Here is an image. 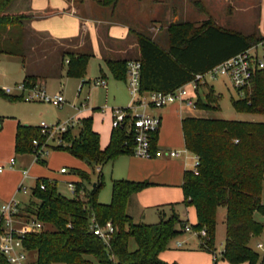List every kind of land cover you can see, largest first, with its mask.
I'll list each match as a JSON object with an SVG mask.
<instances>
[{
	"label": "trees",
	"instance_id": "16d2710c",
	"mask_svg": "<svg viewBox=\"0 0 264 264\" xmlns=\"http://www.w3.org/2000/svg\"><path fill=\"white\" fill-rule=\"evenodd\" d=\"M15 1L0 0V55L19 58L22 67L27 69L32 57L28 44L36 42L43 53L55 48L62 62H69L70 76L84 78L93 54L74 48L83 43V47L89 48L90 37L58 41L49 35L37 34L30 27L32 16L13 9ZM95 1L102 8L114 10L119 0ZM136 36L140 51L136 59L142 64L141 90L164 93L177 90L192 81L196 74L205 73L264 42L259 31L251 39L211 20L201 24H171L168 49L149 37L137 33ZM43 53L40 56L46 57ZM131 59L134 58L106 60V64L116 79L127 80V63ZM29 69L23 83L29 88L38 86L37 75ZM87 83L83 82L82 86ZM253 83L245 98L233 99V106L240 114L264 115V69L256 74ZM208 88L210 92L205 99L210 98V103L199 98L197 106L219 111L216 101L220 96L210 95L214 88ZM0 96L11 102L23 100L6 95L2 90ZM3 121L0 117V128ZM80 124L76 136L73 130L65 134L67 146L55 149L67 150L82 161L97 164L132 154V137L125 126L113 130L110 144L102 150L100 135L93 129V119L85 118ZM182 128L186 149L200 160L199 174L186 171L181 186L182 205L196 210L197 224L193 228L207 231L208 236L201 239L199 250L217 253L215 232L220 212H223L226 237L221 258L229 264H264V252L252 247V242L264 232V223L254 217L256 212L264 215V122L190 117L182 121ZM157 135L153 137V148H157ZM35 140L45 142L40 127L19 124L16 154H31ZM77 173L82 182L74 184L72 198L59 194L54 181L42 178L33 191L35 201L24 207L29 217L52 227L50 231L32 233L25 238V246L37 253V264H170L163 261L160 254L169 250L170 243L186 224L176 210L177 204L169 205L172 212L169 217L161 212L157 224H135L127 213L129 200L149 187V183L115 180L111 203L101 204L98 194L103 182L89 190L84 182L90 181L88 174L79 170ZM40 183L46 185V190L40 189ZM94 217L100 225L111 221L117 227L109 246L91 230ZM1 226L0 218V231ZM131 239L136 242L135 251L129 249ZM0 264H9L1 253Z\"/></svg>",
	"mask_w": 264,
	"mask_h": 264
},
{
	"label": "rangeland",
	"instance_id": "374dc122",
	"mask_svg": "<svg viewBox=\"0 0 264 264\" xmlns=\"http://www.w3.org/2000/svg\"><path fill=\"white\" fill-rule=\"evenodd\" d=\"M72 1L87 15L100 16L103 10L108 12L106 8L101 9V7H97L95 0H92L93 4L85 0ZM121 4H123V8L120 6ZM116 8L120 10L121 14L119 15L121 17H125L127 12L133 16L131 20L132 29L137 34L151 38L164 49H168L169 47V28L171 24H183L187 22L201 24L207 20H211L220 27L252 39L255 33L258 32L260 22L262 23L264 19V0L263 4L261 0H119ZM260 12L261 21L259 20ZM134 38L137 40L136 35ZM36 39L38 40V38ZM132 43L130 44L132 45ZM28 46L32 52L29 63L38 67L37 59L39 57L42 59L40 54L43 53L39 49L41 45L37 46L36 42L30 41ZM47 47H49V44ZM131 48V57L136 59L138 50L135 46ZM43 55L46 56L48 62L55 63L58 61L60 65L65 64L69 66L67 61L62 62L55 48L46 49ZM100 66L101 62L97 58H94L90 60L84 78L70 76L69 68L65 66L60 77L48 80L45 88L46 93L50 96L61 94L66 99V103L61 107H53L37 101L11 102L0 96V117L4 120L3 126L0 128V168L3 169L0 172V208L12 200L18 201L23 207H26L31 201H35L33 191L37 187L40 178L54 181L59 194L71 197L73 196V192L69 188V184L82 182L77 170L88 174L90 177L89 182L84 181L89 190H92L97 183L103 182V187L98 194V201L101 204L111 203L112 181L123 176L121 164L115 166V164H111L110 162L102 164L90 163L76 158L67 150L57 149L50 150L49 154L43 158V161L46 163L37 162L33 154L34 151L23 157L16 154L14 147L15 135L9 136L8 133L10 131V124L17 123L18 121L22 123L28 121L34 126H40L45 122L47 125L53 126L58 121L65 122L70 118H76L82 112L81 116L88 113L91 116L94 115V125L103 133V136L101 134V139L104 140L106 136L109 137L110 131L113 128L111 125L113 119L109 115H103L102 110L107 111L108 108L127 109L131 106L132 98L127 87L124 84L116 85L111 77L107 80V90L103 89V87L95 86L93 82L101 77ZM25 78L26 72L23 70L19 58L0 55V90L4 91L7 88H15L23 83ZM83 82L89 83L82 86ZM210 84L214 85V90L210 95L220 96L219 101H216L219 102L220 110L209 111L203 107L201 110L205 113L198 112L199 116L228 121L264 122V115L250 116L240 114L235 110L233 99L237 100L239 96L228 79L219 77ZM253 86L254 83L252 88ZM203 89L201 91H204ZM207 90L201 92V95L207 103H210V98L205 99V96L210 92L209 88ZM16 95L17 91L9 96L16 97ZM216 102L213 103V106L217 105ZM96 108H100L101 110H97ZM80 127L81 124H77L73 131V136L77 135ZM46 141L47 138L45 137ZM185 149V146L174 148L176 151H183ZM12 159L16 160L14 167H10ZM182 159L185 162V158L183 157ZM194 162V156L189 153L187 170H192ZM22 163L26 165L30 172V176L27 179L24 178L21 171ZM62 168L67 170V174H61L60 170ZM23 185L29 188L27 194H24L21 190ZM180 194L182 196L180 195L178 200H174L175 193L167 197L164 196L161 200L166 202L158 203L156 206H143L138 203L137 197H133V195L129 200L127 213L129 212L130 215H128L132 217L135 224H157L160 221L161 212H164L169 217L172 213L169 205L184 200L183 191H180ZM262 197L264 203V189ZM222 213L220 212L219 222L216 227L215 246L218 248V264H228L229 262L220 257L221 245L225 243L226 237V226L222 220ZM254 217L257 221L264 223V215L262 213L256 212ZM191 218L194 219L195 215H191ZM45 230L50 231L52 227L45 224ZM180 242H184L186 246H190L191 250H199L195 238L188 233L182 232L172 240L169 250L164 252L165 256L172 261L169 263L180 264L177 259H174L177 257L182 261V264H215L213 253H193L194 251H190V249L179 248L178 243ZM258 243H264V232L252 242V247L257 249L256 245ZM136 248V242L131 239L129 244L130 251H135ZM258 251L263 252V250ZM30 258L36 261L37 253L32 252Z\"/></svg>",
	"mask_w": 264,
	"mask_h": 264
},
{
	"label": "crops",
	"instance_id": "0c3cea01",
	"mask_svg": "<svg viewBox=\"0 0 264 264\" xmlns=\"http://www.w3.org/2000/svg\"><path fill=\"white\" fill-rule=\"evenodd\" d=\"M85 1L92 3V0H85ZM261 2L263 4V0H261ZM122 5L123 4H121L120 6ZM96 6L98 7L99 5H97L96 3ZM13 9L16 12H22L32 16V20L30 21V27L37 34L49 35L58 41L59 40L71 41L81 36L88 35L91 41L89 48L83 47L84 44L83 43L80 44L78 48H75V50H85L86 52H90L93 54V57L91 59L97 58L101 62V66H100L101 77L97 79H103L107 81L109 77H111L115 81L116 85L124 84L125 87H127L128 89L127 80L116 79L112 75L111 71L109 70L106 64V60L133 58L131 57V51H132L131 47L133 46L137 48L138 56L136 58H139L140 55L139 43H138V39L136 40L134 38L136 32L132 29L131 20L133 16L130 15L128 12L127 14H125V17H121L119 15L121 14L120 10H117V8L115 7L114 10L110 8H106L108 9V12H106V10L105 11L103 10L100 16L87 15L72 0H16L13 5ZM259 20L261 21V12H260ZM258 31L264 37V19L262 23L260 22ZM131 42H133L132 45L130 44ZM43 57L42 59L40 57L37 59V62L39 64L38 67L33 65L32 63H29L28 67H30L29 69V71L31 70L30 72L37 75L38 84H39L38 86L46 88L49 79L60 77L63 68L65 66L69 68V66L65 64L60 65L58 61H56L55 63L48 62L46 60V57L44 58ZM28 67L27 69L23 68V70L26 72V75L28 73ZM210 86L214 88V85H210ZM103 89L106 90L108 89V81H107V87H103ZM207 89L208 87L204 88L203 89L204 91H200L197 95V99L202 98L201 92L208 91ZM190 94L192 96L194 95L192 92ZM16 97L20 98L18 94L16 95ZM21 101H25V100H21ZM96 109L101 110L100 108H96ZM112 110L113 108H108L107 111L102 110V113L103 115H109L113 119ZM198 112L205 113L199 108L193 109L189 106L179 103L169 105L163 109L148 110V113L150 115L160 117L162 121L161 129L157 135L156 147L164 151H169V150H174V148H181L185 146L182 121L190 117L206 118L199 116ZM81 114L82 112H80L76 118H70L68 120L73 119V120H78L80 122L85 118L91 117L93 119V129L95 132H97L100 135V146L101 149L103 150V148H105L107 144L108 145L110 144L112 132L114 129L112 128L109 137L106 136L103 140L101 139L103 133H101V131L94 125V115L91 116L90 113H88L81 116ZM245 115H249V114H245ZM250 116H258V115H250ZM59 122L60 121H58V123ZM19 124L34 126L28 121H24V123L18 121L17 123L10 124V131L8 133L9 136L15 135L14 147L16 145V134ZM35 127H39V125H35ZM21 156L23 157L25 155H21ZM182 158L183 157L181 158L162 157L152 160H145V159L137 158L133 155H122L119 156L115 161L110 163L115 164V166L121 164V166L123 167V173H122L123 176L118 178L117 180H129L133 182L149 183L150 184L149 187L135 194L133 197H137L138 203L142 204L143 206H156V204L158 203L166 202L164 200H161V198L164 196L167 197L175 193L174 200H178L180 198V195L182 196V194H180V191H183L181 186L183 183L184 174L186 173V171H189L187 170L188 161L184 162ZM15 165H16V160H15ZM21 167H22L21 170L22 172L23 171L29 172V169L26 167L24 163H22ZM63 169L64 168H62L60 172ZM61 174L65 175L67 174V172L66 173L61 172ZM29 176H30V172H29ZM72 197L73 196L67 198H72ZM174 200H167V201H174ZM183 202L184 200L175 203L177 204L176 210L180 215L181 220L186 222V224L196 225L197 214L195 208L194 207L186 208L185 206L182 205ZM192 213L195 215L194 219L191 218V215L194 216ZM191 236L195 238V240L198 243V247H200L201 244L200 240L194 237L193 235ZM181 243H182V247L179 248L190 249V251H194L193 253L204 252L201 250H191L192 248L190 246L188 245L186 246L184 242ZM160 258L165 262L168 263L172 262L170 258L165 256L164 252L160 254ZM174 259H177V261H179V263L182 264V261L177 257H175ZM244 264H248V263H244Z\"/></svg>",
	"mask_w": 264,
	"mask_h": 264
},
{
	"label": "built area",
	"instance_id": "2783aa9c",
	"mask_svg": "<svg viewBox=\"0 0 264 264\" xmlns=\"http://www.w3.org/2000/svg\"><path fill=\"white\" fill-rule=\"evenodd\" d=\"M262 69H264V42L259 43L250 50L223 62L205 73L196 74L192 81L173 92H143L141 90V61L131 59L127 63V86L132 103L127 109L113 108V129H119L123 126L127 128L128 134L132 137L131 155L137 158L152 160L162 157H184L186 162L189 160V153L192 154L188 149L183 151H164L153 148V137L159 133L162 121L160 117L150 115L148 110L163 109L175 103L197 109L198 93L202 88L209 87L211 85L210 83L219 77L226 78L230 81L233 88L237 91L239 99L245 98L246 92L252 88L256 74ZM93 84L97 87H107V82L103 79H96ZM16 91L25 101L43 102L54 107H61L66 103V99L61 94L50 96L46 93L45 88L41 86L29 88L24 83L19 84L15 88H7L4 90V93L6 95H13ZM191 92L194 94L193 96L190 94ZM79 123L78 120L73 119L59 122L53 126H49L43 122L39 127L42 134L47 138V141L43 144L37 140L33 142V154L35 155L36 161H43V158L52 149L66 147L65 134L70 130H74ZM192 155L195 158V162L190 171L198 175L200 160L194 154ZM14 165L15 160L12 159L10 161V167H14ZM2 170L0 168V172ZM61 172L66 173L67 170L63 169ZM23 175L27 179L29 172L23 171ZM69 188L74 194L75 185L70 183ZM40 189L46 190V185L40 183ZM21 190L24 194H27L29 188L23 185ZM0 218L2 222L0 253L7 259V262L9 264H37L36 261L30 258L32 251L25 246V238L29 234H39L45 231V224L34 217H29L21 203L15 200L0 208ZM91 230L109 246L113 236L117 232V227L111 221L105 225H100L94 217L91 219ZM182 232L193 235L200 242L201 239H205L208 236L206 229L199 231L194 229L191 224L183 225ZM178 247H182L181 242L178 243ZM224 247L225 244L221 245V256ZM256 248L264 252V243H258ZM213 260L214 262H218L219 255L217 253H214Z\"/></svg>",
	"mask_w": 264,
	"mask_h": 264
}]
</instances>
